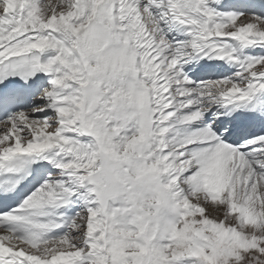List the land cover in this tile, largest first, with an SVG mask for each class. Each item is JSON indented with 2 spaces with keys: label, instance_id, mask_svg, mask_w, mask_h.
<instances>
[{
  "label": "snow or ice",
  "instance_id": "6c2138e0",
  "mask_svg": "<svg viewBox=\"0 0 264 264\" xmlns=\"http://www.w3.org/2000/svg\"><path fill=\"white\" fill-rule=\"evenodd\" d=\"M0 264H264V0H0Z\"/></svg>",
  "mask_w": 264,
  "mask_h": 264
},
{
  "label": "bare ground",
  "instance_id": "6f19581e",
  "mask_svg": "<svg viewBox=\"0 0 264 264\" xmlns=\"http://www.w3.org/2000/svg\"><path fill=\"white\" fill-rule=\"evenodd\" d=\"M0 234H2V233H0Z\"/></svg>",
  "mask_w": 264,
  "mask_h": 264
}]
</instances>
